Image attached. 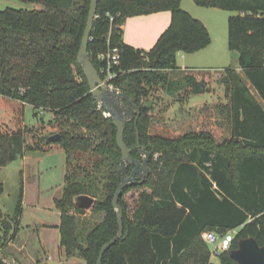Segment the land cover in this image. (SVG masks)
<instances>
[{
	"label": "trees",
	"instance_id": "trees-1",
	"mask_svg": "<svg viewBox=\"0 0 264 264\" xmlns=\"http://www.w3.org/2000/svg\"><path fill=\"white\" fill-rule=\"evenodd\" d=\"M27 1L43 8L0 10V97L20 105L13 126L0 120V168L28 151L59 146L65 154L62 192L55 199L60 245L66 258L76 255L83 261L78 264H97L102 245L118 229L111 202L121 180V151L112 117L92 98L76 62L90 0ZM193 2L237 12L228 17V47L236 53L243 76L229 67L215 79L224 89L220 106L226 110V135L217 136L209 121L178 133L153 127L165 101L181 104L213 90L211 70L176 64L178 52L194 53L210 44L204 23L182 9L181 0L97 2L90 59L99 72L105 62L97 54L117 48L120 62L111 68L116 75L110 83L133 105L123 139L133 158L142 159L140 146L150 154L148 174L119 195L123 234L103 253L101 264H213L204 239L207 230L222 235L238 229L216 264H238L228 251L242 238L252 236L264 244V0ZM163 10L170 11L171 19L151 48L123 40L121 26L127 17ZM107 14L113 16L111 22ZM25 106L34 115L48 113L50 118L40 122L57 128L58 142H47V136L37 135L38 125L24 122ZM177 111L185 113L181 105ZM26 134H32V144ZM77 153L91 164L71 175L69 160ZM133 168L128 163L127 174ZM97 179L103 181L100 190ZM82 194L94 203L89 222L79 224L70 211L86 213L75 204ZM20 209L21 199L13 219L19 218ZM5 256L0 250V264H9Z\"/></svg>",
	"mask_w": 264,
	"mask_h": 264
},
{
	"label": "rangeland",
	"instance_id": "rangeland-1",
	"mask_svg": "<svg viewBox=\"0 0 264 264\" xmlns=\"http://www.w3.org/2000/svg\"><path fill=\"white\" fill-rule=\"evenodd\" d=\"M7 7L26 10L43 8L40 4L27 0H0V10ZM181 8L204 22L210 33L211 42L199 52L186 53L184 60L178 57V63H184L187 69L211 70L213 90L204 95V100L208 103L197 106L188 115L178 112L172 103L165 101L162 109L156 113V122L153 123V127L158 131L168 130L178 133L186 128L197 129L200 124L209 121L211 122L209 127L217 136L226 135L228 127L224 119L226 110H222L220 106L225 101L224 89L215 79L219 76L220 70L229 67L237 69L243 76L242 70L238 67L236 53L228 47V17L237 12L217 7L198 6L193 0H182ZM172 76L176 75L172 74ZM251 91L254 94L252 87ZM19 109L18 101L0 97V120L13 126L14 114ZM41 117L45 122L50 118L48 113L34 115L29 106L24 107L23 120L28 125H38V136L48 137L57 132L55 126L42 124ZM26 142L32 144V134H26ZM88 158L79 153L73 154L70 157L67 172L73 175L78 173L79 166H89L91 162ZM24 162L18 158L0 168V183L3 186L0 193V250L6 255L5 258L7 257L9 264H58L62 246L60 245L59 216L55 213L57 210L55 199L62 191L64 181L62 169L56 165H46V162L39 164L31 158ZM78 179L82 180L80 177ZM96 183L99 190L102 189L103 181L97 179ZM20 199V216L13 219ZM85 211V214H81L71 210L70 214L76 217L79 224H83V222H89V209ZM43 240L46 244L49 243L48 252H43L40 246L44 244ZM208 248L211 252V261L218 263V256L212 253L213 246L208 245ZM51 253L53 259H47V255ZM78 263L83 261L75 255L69 257L64 264Z\"/></svg>",
	"mask_w": 264,
	"mask_h": 264
},
{
	"label": "water",
	"instance_id": "water-1",
	"mask_svg": "<svg viewBox=\"0 0 264 264\" xmlns=\"http://www.w3.org/2000/svg\"><path fill=\"white\" fill-rule=\"evenodd\" d=\"M98 0H90L89 9L85 27L81 36L80 45L76 54V62L80 66L82 73L87 81L89 91L92 98L98 102L109 116L112 117V124L116 127V142L121 151V161L119 170L121 172V180L117 186L115 194L112 198V206L116 213L117 232L105 242L98 254L97 264L102 263L103 253L123 234V212L118 204V198L121 191L128 185L134 184L142 180L149 172V156L145 152L144 146H140L142 159H135L130 155L131 149L126 145L123 139L125 123L129 120L130 109L133 108L130 99L119 89L110 86L102 80L99 72L92 63L88 53V42L90 40V32L93 26V20L96 16ZM60 135L54 133L46 138L47 142H58ZM132 163L134 168L127 174L126 165ZM94 198L89 195H78L75 198L76 206L88 210L92 207ZM229 256L238 264H264V244L260 245L258 241L252 237L242 238L238 241L235 249L228 251Z\"/></svg>",
	"mask_w": 264,
	"mask_h": 264
},
{
	"label": "crops",
	"instance_id": "crops-1",
	"mask_svg": "<svg viewBox=\"0 0 264 264\" xmlns=\"http://www.w3.org/2000/svg\"><path fill=\"white\" fill-rule=\"evenodd\" d=\"M170 19H171V13L168 10L153 12L149 14L129 16L125 19V21L123 22L121 26L122 27V38L126 43L134 47L148 50L154 45V43L156 42L157 38L162 33V31L168 26ZM199 51H196V52H199ZM185 55L186 53H182V52H178L176 55V64L181 69H185L187 67L184 65V63H181V64L178 63V57L179 59L184 60ZM204 95L205 93L197 94V95L190 97L187 101L183 102L182 104L174 103L173 105L176 107V109L181 105L184 108L185 113L187 112L188 114H190V111H192V109H195L197 106L203 103L205 104L208 103L207 100H204ZM254 96L260 103L263 104L262 99L258 96V94L255 91H254ZM176 105H178V107ZM263 107H264V104H263ZM29 158L35 159L36 161L39 162V164H41V162H46V165H49V166L56 165V167H59V169L60 168L62 169L61 174H62V177L64 176L65 154H64V151L59 146H52L51 148L45 151H38V150L28 151L21 157V160L23 161V163H25L24 161ZM55 213L59 216V221H60V212L56 210ZM43 243L44 244L40 245L42 247L43 252H48L49 243L46 244L44 240H43ZM61 252H62L61 259L58 262V264L67 263L69 258L65 257L63 247H61ZM6 258H4V260L7 261ZM47 259H53L52 253L47 255ZM7 262L9 263V261Z\"/></svg>",
	"mask_w": 264,
	"mask_h": 264
},
{
	"label": "built area",
	"instance_id": "built-area-1",
	"mask_svg": "<svg viewBox=\"0 0 264 264\" xmlns=\"http://www.w3.org/2000/svg\"><path fill=\"white\" fill-rule=\"evenodd\" d=\"M107 16L109 18V21L111 22L113 20V16L110 14H107ZM97 59L99 61L105 62V66L101 67L99 71V74L102 80L105 81L110 86H112V84L110 83V80L116 75V72L113 71L111 68L113 66H117L120 62V56H119V52L117 48L107 47L106 50L99 52L97 54ZM104 114L108 115V113L106 112ZM237 230H238L237 228H234V229L228 230L225 234H222V235H219L212 230H207L204 233V239L208 245L213 246L212 253L218 256L222 251L229 249L231 241L234 238ZM212 263L214 264V262Z\"/></svg>",
	"mask_w": 264,
	"mask_h": 264
}]
</instances>
